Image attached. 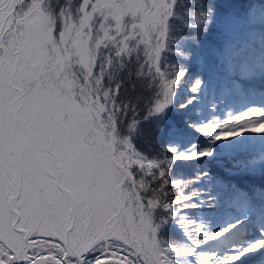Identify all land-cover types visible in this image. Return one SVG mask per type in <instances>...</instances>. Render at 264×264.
<instances>
[{
  "label": "snow or ice",
  "instance_id": "obj_1",
  "mask_svg": "<svg viewBox=\"0 0 264 264\" xmlns=\"http://www.w3.org/2000/svg\"><path fill=\"white\" fill-rule=\"evenodd\" d=\"M0 264H264V0H0Z\"/></svg>",
  "mask_w": 264,
  "mask_h": 264
},
{
  "label": "rangeland",
  "instance_id": "obj_2",
  "mask_svg": "<svg viewBox=\"0 0 264 264\" xmlns=\"http://www.w3.org/2000/svg\"><path fill=\"white\" fill-rule=\"evenodd\" d=\"M259 1V0H258ZM256 43H257V45H258V43H259V36L257 35L256 36ZM211 98V97H210ZM245 119H247V118H245ZM245 135V134H244ZM249 135H251V136H259V135H261L260 133L258 134H255V133H251V134H249ZM257 147L259 146V145H256ZM250 151H254V148H252V149H250Z\"/></svg>",
  "mask_w": 264,
  "mask_h": 264
},
{
  "label": "trees",
  "instance_id": "obj_3",
  "mask_svg": "<svg viewBox=\"0 0 264 264\" xmlns=\"http://www.w3.org/2000/svg\"><path fill=\"white\" fill-rule=\"evenodd\" d=\"M253 3H259L257 0H253ZM259 152V146H254V153H258Z\"/></svg>",
  "mask_w": 264,
  "mask_h": 264
},
{
  "label": "bare ground",
  "instance_id": "obj_4",
  "mask_svg": "<svg viewBox=\"0 0 264 264\" xmlns=\"http://www.w3.org/2000/svg\"><path fill=\"white\" fill-rule=\"evenodd\" d=\"M245 135H249V134H251V133H244ZM255 134H257V133H255ZM259 134V133H258Z\"/></svg>",
  "mask_w": 264,
  "mask_h": 264
}]
</instances>
